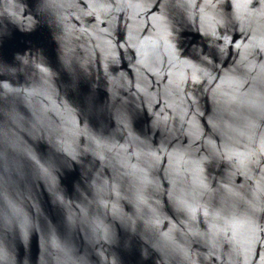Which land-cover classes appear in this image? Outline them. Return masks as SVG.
<instances>
[{"label": "clouds", "instance_id": "clouds-1", "mask_svg": "<svg viewBox=\"0 0 264 264\" xmlns=\"http://www.w3.org/2000/svg\"><path fill=\"white\" fill-rule=\"evenodd\" d=\"M0 264H264V0H0Z\"/></svg>", "mask_w": 264, "mask_h": 264}, {"label": "water", "instance_id": "water-1", "mask_svg": "<svg viewBox=\"0 0 264 264\" xmlns=\"http://www.w3.org/2000/svg\"><path fill=\"white\" fill-rule=\"evenodd\" d=\"M33 39L34 40H37V41H39L41 43H45V44H48V42H49V37H48L47 32L37 33L33 37ZM147 119H148L147 117H144L143 119L139 120L137 122V127L138 128L142 127V125L147 122ZM75 178H76V176H75V174H73V175H70L68 177V179L65 181V183L69 186V188L71 187L72 180L75 179Z\"/></svg>", "mask_w": 264, "mask_h": 264}]
</instances>
